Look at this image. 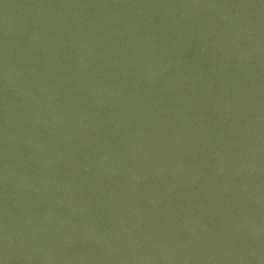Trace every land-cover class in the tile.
I'll return each instance as SVG.
<instances>
[{"label": "water", "instance_id": "obj_1", "mask_svg": "<svg viewBox=\"0 0 264 264\" xmlns=\"http://www.w3.org/2000/svg\"><path fill=\"white\" fill-rule=\"evenodd\" d=\"M74 0H0V264H59L58 173Z\"/></svg>", "mask_w": 264, "mask_h": 264}]
</instances>
